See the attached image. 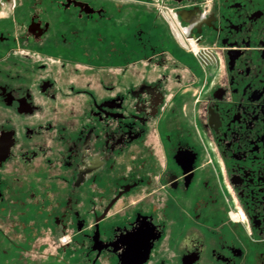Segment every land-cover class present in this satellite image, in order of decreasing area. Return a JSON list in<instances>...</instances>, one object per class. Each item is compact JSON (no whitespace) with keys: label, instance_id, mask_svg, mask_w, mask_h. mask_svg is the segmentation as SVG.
Here are the masks:
<instances>
[{"label":"flooded vegetation","instance_id":"obj_1","mask_svg":"<svg viewBox=\"0 0 264 264\" xmlns=\"http://www.w3.org/2000/svg\"><path fill=\"white\" fill-rule=\"evenodd\" d=\"M133 2L32 20L35 79L0 86V264H264V0Z\"/></svg>","mask_w":264,"mask_h":264},{"label":"rangeland","instance_id":"obj_2","mask_svg":"<svg viewBox=\"0 0 264 264\" xmlns=\"http://www.w3.org/2000/svg\"><path fill=\"white\" fill-rule=\"evenodd\" d=\"M65 1L0 0V86L11 84V81L25 83L24 81H27L28 77L35 79L36 73L32 70L35 63L27 59L26 56L37 53L38 48L35 43L31 44L27 30L33 24L32 20L35 19L38 22L37 19L40 18L41 22L52 24L53 32L64 34L63 21L60 20L61 23L54 22L53 19L69 18L72 20L76 16L72 9L66 11L63 8L62 5ZM79 1L87 2V0ZM110 1L117 3L118 0ZM111 5L113 4L105 6L106 12L108 17L116 19V12L112 11ZM135 5L133 0H124L125 22L133 17ZM54 23L57 24L54 26ZM235 218L236 215H232V221L236 222Z\"/></svg>","mask_w":264,"mask_h":264},{"label":"crops","instance_id":"obj_3","mask_svg":"<svg viewBox=\"0 0 264 264\" xmlns=\"http://www.w3.org/2000/svg\"><path fill=\"white\" fill-rule=\"evenodd\" d=\"M237 218V217H236Z\"/></svg>","mask_w":264,"mask_h":264}]
</instances>
